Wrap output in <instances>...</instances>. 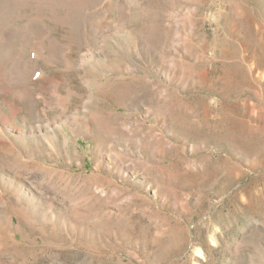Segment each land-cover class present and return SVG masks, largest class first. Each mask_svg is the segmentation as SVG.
Returning a JSON list of instances; mask_svg holds the SVG:
<instances>
[{
	"label": "rangeland",
	"instance_id": "374dc122",
	"mask_svg": "<svg viewBox=\"0 0 264 264\" xmlns=\"http://www.w3.org/2000/svg\"><path fill=\"white\" fill-rule=\"evenodd\" d=\"M0 264H264V0H0Z\"/></svg>",
	"mask_w": 264,
	"mask_h": 264
}]
</instances>
